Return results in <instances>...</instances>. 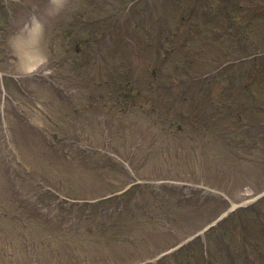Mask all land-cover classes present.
<instances>
[{
  "label": "rangeland",
  "instance_id": "1",
  "mask_svg": "<svg viewBox=\"0 0 264 264\" xmlns=\"http://www.w3.org/2000/svg\"><path fill=\"white\" fill-rule=\"evenodd\" d=\"M262 71L264 0H0V264H264Z\"/></svg>",
  "mask_w": 264,
  "mask_h": 264
},
{
  "label": "trees",
  "instance_id": "2",
  "mask_svg": "<svg viewBox=\"0 0 264 264\" xmlns=\"http://www.w3.org/2000/svg\"><path fill=\"white\" fill-rule=\"evenodd\" d=\"M259 11H257L256 13L257 14H259L258 13ZM249 59H251V58H249ZM252 60V59H251ZM241 61V60H240ZM244 61H245V59H243V61H242V65L244 66V69H246V66H245V63H244ZM253 62V61H252ZM224 63V62H223ZM222 65V64H221ZM235 65L237 66V63L236 64H234V65H232V66H234L235 67ZM254 65H256V64H247V69L246 70H249V72H251V76H249L250 78H248V77H244V79H240L239 77H237L236 76V74H237V72L236 71H234V73L232 72V71H229V64L228 63H225L223 66H222V70L220 69V68H215L214 70H210V72H209V74H207V75H205V76H203V77H201L202 79H204V81H205V86L206 87H213L214 85H215V83L217 84V81L219 80V78H220V74H222L221 75V77H225L226 76V80H227V84H225V89L226 88H228V87H238L239 86V84H238V80H239V83L242 85V83L245 85V86H247L248 85V83H254L255 82V80L253 81V77L255 76L256 77V75H255V72H256V70H255V67H254ZM259 71H261V70H259ZM258 73V72H257ZM260 73V72H259ZM261 75H264V72L262 71L261 73H260ZM260 76V75H259ZM248 78V79H247ZM238 79V80H237ZM259 79H260V77H259ZM208 88V89H209ZM223 93V92H222ZM245 209V208H244ZM240 210H242V209H239V211ZM258 211V209H255L254 210V212H253V210H252V207H251V213H252V215L253 216H255V217H257V212ZM257 214V215H256ZM250 217H251V215H250ZM261 217H259V219H260ZM261 220H264V219H261ZM193 242V240L192 241H190V242H188L187 244H184L183 246H182V248H179L176 252L177 253H179V252H181V251H183V250H185V249H187V247H188V245H190L191 243ZM186 251H188V250H186ZM176 252H173V253H171L170 255L172 256V255H175L176 254ZM203 264H209V262H208V260L207 259H205V261H203ZM211 264V263H210Z\"/></svg>",
  "mask_w": 264,
  "mask_h": 264
}]
</instances>
